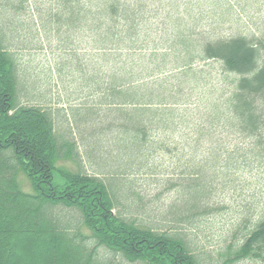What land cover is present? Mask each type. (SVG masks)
Here are the masks:
<instances>
[{"label":"trees","instance_id":"16d2710c","mask_svg":"<svg viewBox=\"0 0 264 264\" xmlns=\"http://www.w3.org/2000/svg\"><path fill=\"white\" fill-rule=\"evenodd\" d=\"M51 1L62 16L90 23L91 36L110 51L106 58L114 65L107 88L123 109L115 125L105 126L110 132L99 133L101 126L90 131L99 134L83 140L85 148L98 151L94 143L109 135L107 142L115 141L117 168L126 175L145 170L153 155L169 153L170 143L177 149L182 145L185 156L177 159L184 171L176 169L172 174L177 179H167L178 193L171 215L169 207L152 209L157 220L150 226L118 211V199L108 185L116 181L114 175L109 179L105 173V180L81 168L76 173L62 170L65 184H56V163L65 158L79 163L78 145L74 140L61 144L47 110L19 106L27 82L20 81L14 56L7 52L14 33L2 14L0 264H200L187 235L167 232L160 224H174L180 232L192 226L196 215L211 209L217 179L232 177L231 172L237 174L252 160L264 166V40L241 35L213 40L223 24L208 22L209 9L196 10L194 5L181 13L163 6L174 0ZM0 7L12 10L13 5L4 2ZM160 18L172 26L169 31L150 26ZM203 23L209 28L201 27ZM168 34L174 38L171 43L164 38ZM171 52L180 69L169 66ZM209 61L218 62V75L213 68H193ZM223 134L251 139L255 153L244 155L239 147L221 153L216 142ZM20 174L30 183L31 194L21 188ZM226 253L232 263L264 261V211Z\"/></svg>","mask_w":264,"mask_h":264},{"label":"rangeland","instance_id":"374dc122","mask_svg":"<svg viewBox=\"0 0 264 264\" xmlns=\"http://www.w3.org/2000/svg\"><path fill=\"white\" fill-rule=\"evenodd\" d=\"M11 1L0 0V6L4 2L11 3ZM180 1H182L180 4L182 11H185V4L197 3L195 4L196 10L209 9L207 19L210 24L211 22H215L216 25L223 24L222 30L212 35L213 40H227L239 35L246 36L249 39L264 40V0H223L227 3L226 6H223L217 0ZM223 10L228 11L223 15ZM20 13L24 15V10L20 11ZM2 14L3 10L0 7V16ZM31 16L26 15L22 17V21L18 26L20 32L18 29L15 31L17 35L16 42L19 45L18 57L20 60L21 78L23 79V75L27 74L32 82L37 83L39 92L47 91L48 95L45 99H37L35 102L38 104V107L48 109L46 113L50 116L57 135L61 133V137L66 141L77 139L75 143L78 145L76 148L78 149L77 153H79V163L74 159H60L56 163L57 171L54 173L55 183L60 184V186L65 184V180L59 172L62 170L76 173L81 168L84 172L102 177L105 180H107L108 176L105 173H109V179H111L112 175L116 178V181L108 182V185H110L111 193L118 199L117 207L119 206L118 211L122 215H129L127 218L132 221L148 226L157 220V215L152 214V209L154 211L161 206L165 209L169 207L168 212L171 215L170 205L178 199V193L171 185L168 186L167 179H177V176L172 174L176 169L184 171V164L177 159L178 155L185 156L182 153V145L177 149V146L175 147L173 143H170L172 148L168 151L169 153L153 155L148 159V166L145 170H141L138 174L135 171L126 173L128 176L119 171L120 167L117 168L120 162L118 163L117 160L115 141L110 140L111 143L107 142L106 138L109 135H100L102 142L94 143L98 147V151L95 148L91 150L86 149L82 141L84 131L76 129V122L70 111L79 113L76 108L68 104L67 109L69 110H67L64 117L57 118L54 114V110H58L59 108H55V103L52 101L57 98L63 85L62 83H57V81L54 84L52 69L55 65L59 64L65 66L63 59L64 45L62 43H64L66 37L61 38L58 28L57 33H55V30L51 31V36L38 32L37 37L43 42V45L38 47L37 42L35 41L34 43L29 37L25 35L18 36L26 32L25 27L27 26V22L24 19H29ZM47 40H49L48 43H46ZM48 44L52 45L49 46ZM75 46L80 45L77 43L72 44L73 48ZM112 64L113 62H109L108 58L106 62V73L108 76L110 75L109 71L112 68ZM214 66L217 69L220 68L219 65L215 64ZM69 72L65 71L64 73L69 74ZM24 81L28 82L27 80ZM106 81L108 82V77ZM67 82L64 83L66 84ZM74 85L73 82H68L67 89L71 90ZM50 86H53L54 89L50 88ZM22 90L19 102L21 105L29 106L30 103L21 100L25 92V89ZM26 94L28 96V89H26ZM68 97L71 98L70 93ZM28 101L31 102L33 100L28 99ZM76 106L79 107L77 104ZM70 128L73 134L77 135L76 138L75 136L67 138ZM103 130L108 129L104 127ZM79 131H81V134L78 133ZM218 137L216 145H220L223 148L221 153L226 154L227 151L233 152L237 147L244 149V155L255 153L250 149L252 140L249 138L228 137L226 134L219 135ZM61 144L65 143L61 142ZM111 146L113 150L107 153L111 149ZM183 161L185 162V160ZM257 162L252 160V165L245 166L237 174L231 172L232 177L217 179L211 209L203 215H196L192 226L188 224L187 228L179 227L181 229L180 232L174 229L176 227L174 224H167L165 227L163 224H160L167 232L169 231L178 235L185 233L187 241L191 242V244L193 242L192 251L198 257L200 264H264V261L255 259L232 263L228 262V257L226 256L230 245H237L250 227L258 220L260 213L264 211V166L261 165V162H258L259 164ZM19 183L24 191L32 193V187L25 175H19ZM139 198L142 202L141 208L137 206L138 202L140 203ZM82 230L84 233L90 234L88 230ZM22 254V252H18L20 258L23 257ZM119 264L130 263L119 261Z\"/></svg>","mask_w":264,"mask_h":264},{"label":"crops","instance_id":"0c3cea01","mask_svg":"<svg viewBox=\"0 0 264 264\" xmlns=\"http://www.w3.org/2000/svg\"><path fill=\"white\" fill-rule=\"evenodd\" d=\"M12 0L11 5H13L12 10L5 9L4 12L6 14L7 21L5 22V26L9 29H12V33L14 35L11 36L10 41L15 46L19 47L16 42V34L15 31L18 29L19 24L22 21V17L26 15H32L29 19H24L27 22V26L25 27L26 32L19 34L18 36H27L30 40L37 42L38 47L43 45V42L38 39V32L44 35L51 36V31L55 30L57 33V28L59 29V33L61 34V38H65L64 43V65L61 64L55 65L52 69L54 84L62 83L63 88L61 89L57 98L52 102L55 103V108L69 110L68 104L73 105L76 111H71V115L76 122H79L81 125L86 127H99L101 125H115L116 123V114L118 111L123 108L116 103L114 92L109 91L105 87V82L108 77V82L110 81V75L108 76L106 73V62L107 54L110 51H107L104 46L101 44V40L96 37H92L90 34V23L87 21H83L80 18L73 20V18L69 15L62 16V14L58 11V8L52 4L51 0ZM180 5L169 7V10L174 12L186 13V11H182ZM24 10L23 13L20 11ZM163 18L156 19L150 22V26L152 28H158L162 30H168L172 28L171 25L168 24V21L165 22ZM170 22V21H169ZM202 27V24H201ZM61 30L62 33H61ZM20 32V30L18 29ZM164 34V33H162ZM162 36V35H161ZM165 40L168 43H171L174 38H171L170 35H166ZM47 40L46 43H48ZM77 43L80 46L72 47V44ZM51 46L52 44H48ZM113 53V52H112ZM171 60L172 63L178 64L180 61L175 57V53L171 52ZM15 60L19 64L20 60L18 57V53L16 55ZM114 65L112 64V67ZM16 69L20 70L19 65H16ZM65 71H70L69 74H65ZM111 71V70H110ZM21 74V72H20ZM23 79L27 80V86H29L32 90H29L28 97L25 92L21 97V100H25L27 103H30L29 106H37V99H45L48 95L46 92H39V88L36 82H32L27 74L23 75ZM73 82L75 85L71 90L67 89V83L64 82ZM28 83H34L28 84ZM50 88L54 87L50 86ZM49 90V89H46ZM54 91V90H53ZM52 91V92H53ZM23 92V90H22ZM39 92V94H37ZM52 92H50L52 94ZM69 93L71 94V98L68 97ZM28 99H32L33 101L29 102ZM20 100V98H19ZM19 106L21 105L18 102ZM76 104L79 106L77 107ZM38 107V106H37ZM69 117H71L69 115ZM69 129L67 134V138H71V136H75ZM55 131V130H54ZM56 133V131H55ZM78 133L81 134V131ZM57 135V133H56ZM57 137L61 139V133H58ZM71 141L77 139H70Z\"/></svg>","mask_w":264,"mask_h":264},{"label":"bare ground","instance_id":"6f19581e","mask_svg":"<svg viewBox=\"0 0 264 264\" xmlns=\"http://www.w3.org/2000/svg\"><path fill=\"white\" fill-rule=\"evenodd\" d=\"M79 154V153H78Z\"/></svg>","mask_w":264,"mask_h":264}]
</instances>
